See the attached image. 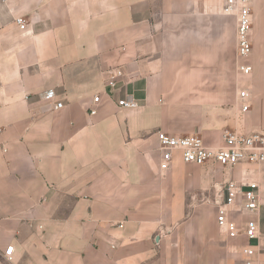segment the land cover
Masks as SVG:
<instances>
[{
  "label": "crops",
  "instance_id": "1",
  "mask_svg": "<svg viewBox=\"0 0 264 264\" xmlns=\"http://www.w3.org/2000/svg\"><path fill=\"white\" fill-rule=\"evenodd\" d=\"M23 2L0 31V264H223L207 205L217 184L244 177L259 183L264 232V164L197 165L176 154L164 172L157 137L219 147L226 131H264V0L251 3L248 56L223 0ZM112 66L124 77L111 90ZM131 97L137 108L118 105ZM236 218L243 226L249 215Z\"/></svg>",
  "mask_w": 264,
  "mask_h": 264
},
{
  "label": "built area",
  "instance_id": "2",
  "mask_svg": "<svg viewBox=\"0 0 264 264\" xmlns=\"http://www.w3.org/2000/svg\"><path fill=\"white\" fill-rule=\"evenodd\" d=\"M252 0H223V12L232 15L237 21L238 54L248 56L252 51L250 33L252 31ZM20 29L25 30L28 22L24 16L15 19ZM240 70L249 73L251 66L241 65ZM107 86L109 89L117 88L118 82L124 77L120 66H112L106 71ZM246 90L240 92L242 110L249 107ZM44 99L52 104L54 110L61 109L64 103L57 99L55 92H49ZM101 101L100 95H95L90 107V114L97 113V106ZM118 105L124 108H137L138 101L131 98H121ZM0 131H2L0 129ZM160 144L161 160L160 169L164 172L170 170L172 161L179 154L183 161L203 165L212 161L223 167H233L237 164H264V131L244 134L238 131H226L223 134V144L219 147H210L198 135L175 136L164 131L157 132ZM217 205L216 222L222 235L229 239L242 238L245 242L236 244L235 253L238 255L239 264H264L260 256L264 254V232L261 230L258 219L261 204L258 181L246 177L241 180L229 179L216 186ZM246 213L249 218L244 225L236 216ZM241 223V224H240ZM256 243L252 244L251 241ZM14 247L8 246L5 255L11 258Z\"/></svg>",
  "mask_w": 264,
  "mask_h": 264
},
{
  "label": "rangeland",
  "instance_id": "3",
  "mask_svg": "<svg viewBox=\"0 0 264 264\" xmlns=\"http://www.w3.org/2000/svg\"><path fill=\"white\" fill-rule=\"evenodd\" d=\"M36 1L35 6L36 9L38 8V0ZM33 3V0H32ZM24 9V2L23 0H0V31H6L9 32L10 29L8 28L12 21L14 20V16L16 13H22ZM26 18L28 19L30 24H34V17L36 14L34 12L27 13ZM255 167H259L260 165L251 164ZM213 206L207 205V214L210 216L212 213H215L216 218V209L217 205L215 201L213 203ZM215 206V207H214ZM217 223V222H216ZM218 227V226H217ZM219 234H221L220 229L218 228ZM222 235V234H221ZM209 239V238H208ZM222 260L223 264H234L239 258L238 255L235 253L236 246L233 239H229L226 236L222 235ZM211 245H214L212 242ZM210 243L208 242V252H207V259H209L210 255L214 254L213 252L209 251Z\"/></svg>",
  "mask_w": 264,
  "mask_h": 264
}]
</instances>
